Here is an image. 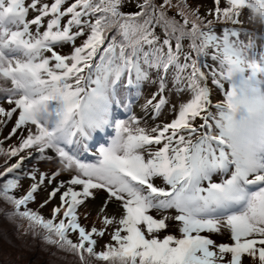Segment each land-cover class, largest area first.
<instances>
[{
	"label": "snow or ice",
	"instance_id": "1",
	"mask_svg": "<svg viewBox=\"0 0 264 264\" xmlns=\"http://www.w3.org/2000/svg\"><path fill=\"white\" fill-rule=\"evenodd\" d=\"M212 2L0 0V200L24 235L79 264H264V35L241 21L264 0Z\"/></svg>",
	"mask_w": 264,
	"mask_h": 264
},
{
	"label": "rangeland",
	"instance_id": "2",
	"mask_svg": "<svg viewBox=\"0 0 264 264\" xmlns=\"http://www.w3.org/2000/svg\"><path fill=\"white\" fill-rule=\"evenodd\" d=\"M189 3L195 7L197 5H200V13L203 15L208 9L213 8V2L212 0H189ZM224 5L222 4L221 7ZM133 8L131 11H134ZM251 12L248 9L242 10L241 15V21H242V27L246 30L249 29H261L264 30V25H261L258 21L254 22L250 19ZM209 19L211 17H208ZM247 41V40H245ZM65 52L68 51L67 48L64 49ZM216 92V90H213ZM214 96H218L217 92ZM222 97H219L221 99ZM162 120H168L171 119L170 116H163L161 117ZM12 128V124H10L9 128L6 131L2 130V136H7L9 131ZM10 143H16L15 137L10 140ZM7 144L9 142H5V148L7 147ZM0 162L5 163V157L0 156ZM28 165L30 168L33 165H36V161H32L31 164H26L25 171H28L27 169ZM42 170L52 171L55 169L56 165L55 163H40L38 165ZM28 182L26 180L22 181ZM43 196H38V199L40 201L43 200ZM54 201L52 204H55ZM99 204V200H97L94 204H91L88 209H86L88 212H91L92 214H95L96 211V205ZM115 209V206H111L109 211H113ZM36 210V209H34ZM13 208L4 203L3 200H0V264H79L75 256L58 251L55 247L45 245L44 249L50 251V255L46 256L45 253L37 246V241H35V238L31 235H27L28 237H24V229H17L16 223L18 222H12L10 221L6 213L12 212ZM38 211V210H36ZM83 215V214H82ZM81 224L85 225L86 227H91L95 225L96 227H102L101 222L98 218L89 216L88 219L81 218ZM25 223V227H26ZM169 231L175 233L176 228L175 225L169 229ZM40 237V236H39ZM42 240V238L40 237ZM108 239V237H105V241ZM217 242H228L227 236L224 237H215ZM43 241V240H42ZM40 242V241H39ZM43 244V243H42ZM103 244V241L101 242ZM101 249V248H97ZM92 264H101V262L92 261ZM247 264V262H246Z\"/></svg>",
	"mask_w": 264,
	"mask_h": 264
},
{
	"label": "trees",
	"instance_id": "3",
	"mask_svg": "<svg viewBox=\"0 0 264 264\" xmlns=\"http://www.w3.org/2000/svg\"><path fill=\"white\" fill-rule=\"evenodd\" d=\"M133 8L132 7H130V9L129 10H127V11H131ZM35 241H37V246L45 253L44 255H46V256H48V255H50L51 253H50V251H48V250H45L44 249V246L46 245L41 239H40V237L39 236H37L36 238H35ZM40 241V242H39ZM43 243V244H42ZM45 244V245H44ZM75 259H76V261L79 263V261H78V259L75 257Z\"/></svg>",
	"mask_w": 264,
	"mask_h": 264
}]
</instances>
